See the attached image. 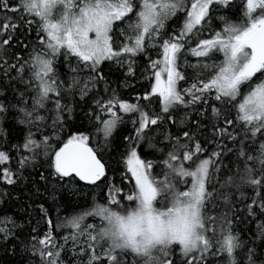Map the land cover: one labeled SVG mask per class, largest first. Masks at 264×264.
Returning a JSON list of instances; mask_svg holds the SVG:
<instances>
[{"label":"snow or ice","instance_id":"1","mask_svg":"<svg viewBox=\"0 0 264 264\" xmlns=\"http://www.w3.org/2000/svg\"><path fill=\"white\" fill-rule=\"evenodd\" d=\"M0 264H264V0H0Z\"/></svg>","mask_w":264,"mask_h":264},{"label":"trees","instance_id":"2","mask_svg":"<svg viewBox=\"0 0 264 264\" xmlns=\"http://www.w3.org/2000/svg\"><path fill=\"white\" fill-rule=\"evenodd\" d=\"M115 86V85H114Z\"/></svg>","mask_w":264,"mask_h":264}]
</instances>
